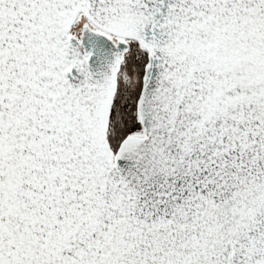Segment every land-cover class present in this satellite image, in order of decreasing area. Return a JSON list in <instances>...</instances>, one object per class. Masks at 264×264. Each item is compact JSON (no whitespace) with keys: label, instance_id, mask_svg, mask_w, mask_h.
Returning a JSON list of instances; mask_svg holds the SVG:
<instances>
[{"label":"snow or ice","instance_id":"6c2138e0","mask_svg":"<svg viewBox=\"0 0 264 264\" xmlns=\"http://www.w3.org/2000/svg\"><path fill=\"white\" fill-rule=\"evenodd\" d=\"M0 264H264V0H0Z\"/></svg>","mask_w":264,"mask_h":264}]
</instances>
